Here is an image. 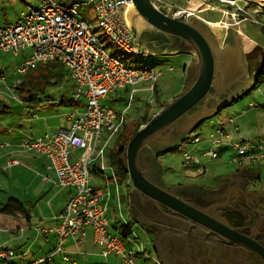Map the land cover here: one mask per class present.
I'll list each match as a JSON object with an SVG mask.
<instances>
[{"label":"built area","instance_id":"obj_1","mask_svg":"<svg viewBox=\"0 0 264 264\" xmlns=\"http://www.w3.org/2000/svg\"><path fill=\"white\" fill-rule=\"evenodd\" d=\"M189 1V0H187ZM231 7L223 9L224 19L215 22L222 26L241 28L247 22L262 25L259 19L260 9L249 10L248 0H220ZM38 5L28 4L21 17L9 25L0 24V51L18 54L30 49V56L17 65V71L26 75L39 65L59 60L70 70L76 89L69 102L73 105L86 97L85 109L79 106L66 114L67 127L42 136L26 139L21 146L28 151H37L49 157L48 168L55 170L58 176L56 185L73 188L63 211V221L58 227L59 241L54 251L44 257L28 262L19 256L13 247H0V264H44L54 260L62 253L65 260L69 255L64 248L65 238L86 234L91 226L95 234V243L101 247V255L108 258L111 254L120 256L125 264H138L135 251L127 247L123 236L111 232V223L107 214L106 194L91 184L93 171L118 182L116 169L106 162V153L111 139L119 133L126 120V112L119 113L115 108L103 103L111 93L131 87L128 107L135 98V86L145 84L153 94L157 90L160 71L154 65H135L125 57L110 52L109 43L99 38L93 29V21L86 13L91 6L99 19L109 41L131 56L141 57L147 54L138 42L137 33L128 19L127 11L133 0H38ZM158 8V2L153 0ZM211 5V0H201ZM173 6V5H172ZM216 8L215 5H211ZM186 12L193 16L194 11L178 9L176 14ZM5 76L0 75V81ZM23 81L20 78L12 91ZM258 86V85H256ZM252 108L256 105L251 103ZM264 108V105L261 106ZM246 110L243 111L245 113ZM232 126L239 130L236 119L231 117L207 138L209 149L201 157L193 153L204 141L200 134H193L182 141L177 148L183 151L187 163L197 166L204 173L207 162L220 156V146L231 147L232 163L242 167L247 164L264 163V136L258 138L234 139L233 132L226 129ZM105 133L108 135L105 136ZM106 137V138H104ZM82 153L72 159L74 151ZM193 150V152H192ZM110 171V176L107 172ZM119 200L121 197L119 195ZM122 207L120 208V210ZM122 213V212H121ZM129 226L130 223H125ZM161 263L158 259H156ZM162 264V263H161Z\"/></svg>","mask_w":264,"mask_h":264},{"label":"crops","instance_id":"obj_2","mask_svg":"<svg viewBox=\"0 0 264 264\" xmlns=\"http://www.w3.org/2000/svg\"><path fill=\"white\" fill-rule=\"evenodd\" d=\"M190 1L191 0L188 1V5ZM199 1L200 3L197 6L193 7V9L189 8V6L179 7V8L194 11L195 14L189 17V21L191 20V17L192 18L199 17L202 19V21L211 23V25L213 26L212 33H214L218 38L220 37L222 39L225 38L226 32L229 33L234 28L224 29L223 31L219 32V31H216V29L214 28L215 25L213 24H215V22L217 21H220L221 19H224L225 17L223 14V9L229 8L231 6L223 2H222V5H220L217 2H211L212 3L211 5L216 6V8H212L211 5L202 4L201 0ZM248 1L250 2L251 10H254L253 9V7H255L254 5H259L261 6L260 8L261 11L259 15L262 12H264V9H263L264 5H260L261 3L264 4L263 3L264 0H248ZM30 3L33 4L34 6H37L39 2L38 0H36L35 2H30ZM162 3H163L162 8L164 7L163 9L168 12L169 10H167L166 5L170 7H174V8L177 7L176 3H175L176 5L168 4L164 2ZM256 3H259V4H256ZM208 12L209 13L215 12V13H212L211 16H207L206 14ZM215 14L219 16H215ZM14 22H10V23L8 22L6 25H9ZM0 24L2 23L0 22ZM258 26H259L258 24L247 22L246 25H244V28L247 31V35L250 36V38L256 44L261 45V42L257 38H255L257 37L256 34L258 33V31L256 28ZM260 28L262 30V26ZM242 31H243L242 29L241 31L239 29V31L237 32L239 35H241L243 33ZM139 43L144 47L147 53L153 54L156 56L171 57V56H178V54L189 55L188 59H186L185 60L186 62L184 63L183 73H185V79L183 81V89L185 90L188 86L192 84L193 80L195 79V77L197 76L199 72V56L195 50L188 49V51L187 50L184 51V50H180V48L178 47L172 48L170 46L171 41H167V40L159 44L154 41L151 44H148L150 43L149 41L148 43L139 41ZM28 50L30 49H26L24 51H28ZM27 54L28 56L26 57V59L30 56L31 50H30V53L29 51L28 53L25 52V55ZM156 68L160 71L161 74L158 78L157 90L153 94V99L155 98V95H157L158 99L156 100L158 101L159 97L163 96V92L160 88L159 81L167 73L161 70V68H158V67ZM170 70L174 71L175 68H172L171 66ZM137 86H138L137 91L138 90L147 91L150 93L149 97H151V91H148L146 89L145 84H139ZM254 88L255 86L252 87L251 89H254ZM121 90H118L116 92L115 95H117V97H118V92ZM124 91L126 92V95L129 96L131 87H129L128 90H124ZM105 99H107V97ZM113 99H116V97L114 96ZM171 100L172 98L169 100H163L164 103H159L157 105L159 106L158 108H156L157 106H154V105L151 108L155 109L156 110L155 112H157L160 109H162L163 106L167 102ZM127 103H128V98H127ZM124 110L126 109L117 110V111L121 113V112H124ZM145 112H144V115H145ZM155 112L153 113V115L156 114ZM244 117H242L241 122L239 120L241 117L238 118L236 121L237 125L239 126V130L237 131L234 130L232 126H229L226 129L227 132H233L234 139H244L245 138V137L244 138L240 137V132L243 127L242 125H244L243 122L245 121L243 120ZM68 125H64L61 128L67 127ZM53 131H58V130L52 129L51 131L45 132V134L49 132H53ZM193 132L189 134H187L186 132H183V134L178 137H185L184 138L185 140L190 135L192 136ZM42 135H39V136H42ZM209 135L204 136L205 137L204 141L201 142L198 145V147L194 149V152L196 154L201 155L203 154L205 150L209 149L210 143L209 141H207V138L209 137ZM39 136H26L25 137V135L22 134L21 132L11 129V130H8V133L5 134L3 138H0V247L8 246V247L15 248L19 256L28 262L44 257L46 254L56 249L58 241H59V235H58L57 229L63 221L62 215H63L64 207L67 203L68 198L71 196V194L74 193L73 188L61 189L60 187L56 185L58 176L55 170L48 168L49 157L46 154L42 152H37V151H28L27 149L21 146L22 141L26 139L36 138ZM114 137H116V135ZM160 137L162 138H160L159 142H157V146L154 147L152 150L148 149L147 152L144 153L142 159H143V162H147L150 160L151 162L153 161L152 162L153 164H156L159 182L161 184H164L167 188L176 189L177 187H185L187 189V192L190 194V195H187L184 193L188 198L192 199L195 202H198L201 206L207 207L208 209H212L216 215H219L220 210L221 212L224 209L228 210V207H232V205L234 206L233 208L236 210H241L242 207H246V206H249L251 208L250 204H248V200L251 197L261 198L264 201V163H260V164L250 163L242 167L237 166L236 169L231 170L228 173L222 174L221 177L218 179L219 184L217 186L216 185L208 186L207 184L204 183V180L201 181L199 179L200 177L207 178L208 173L210 171V164L214 160L215 161L212 163V165H217V164L228 165L227 163H228V160L231 159L230 157L233 154V150L227 147L222 148V150L220 151L219 157L207 162L204 173H199L197 171V166L194 164V167H196V172H198V175H199V177L196 180L192 179V178H196L195 176L194 177L192 176V177H187V180L185 182H169L163 174V168H162V164L160 161V157L163 156L164 153L167 152L168 150L176 149L177 148L176 145L178 143L180 144L184 140L182 138H181L182 140L179 138L175 142H171L173 141V138L171 140L167 137H172V136L162 134V136ZM248 138H251V137H248ZM110 149H112L111 141L109 142L107 153ZM81 153H82L81 150L74 151V153H72V159L79 156ZM107 153H106V159L108 157ZM109 165L113 166L111 162ZM18 166H23V169L25 170L23 171V169H18V171H16L15 168ZM17 173H19V176L23 173H26L28 175L30 174L31 175L34 174V175H32L33 179L30 182H27L24 180L22 184L18 182L17 180L18 179L16 177ZM93 173H97L99 176H101L108 185L112 181H114L98 173L97 171H93ZM107 173L110 176H112L110 171H108ZM7 176L11 180V183L8 186L9 190H8V187L6 186ZM214 176L217 177V173ZM119 177L120 176L117 173V178H118V182H116L117 185L119 184ZM123 183H125L126 185L127 193L125 196L127 197L129 201V204H128L129 213L126 217L124 216L122 209L120 210V208L122 207V203H123L122 202L123 196L120 194V191L118 190V192L116 193L115 198H116V201H118L117 203L113 201V193L112 191H110L109 188H108L109 189L108 193L104 192L106 194L107 214H108V217L111 223V232L114 234H117V233L121 234L129 249L134 250L133 246L135 245V243L137 245L138 250H139V247L141 249H144L142 253L138 252L139 257L144 256L142 257L143 263H140L139 259L137 260L136 258L138 264H152L148 260L151 258L149 254H153V257L155 258V260L158 259L162 264H166L161 259L160 255L157 254V251L154 250V248L152 247V236L148 233L147 230H145V225L149 224V226H151L152 224H158V223H156L154 220L153 222L150 221L147 224L145 223V221L144 223H141L139 220H137L132 215L131 207L139 208L136 198H134L137 190L135 189V186L132 183L131 177L129 179H125ZM94 188L98 190L101 189L97 187H94ZM100 191L103 192L102 190ZM119 195L121 197V201L119 200ZM110 205H112L116 209L118 207L117 213H118L119 221H121V218L119 217V213L120 215H122L123 218H126V222L122 221L121 226L120 224L114 225L113 218L111 214L109 213ZM127 222L130 223V226L128 227L127 235L125 236L122 234V231L125 230L126 228L125 223ZM134 224H139L142 227V229L145 230L144 232L146 233L148 239H146V237L144 238L149 243L148 248H146L147 245L144 243L143 239H140V242L136 240L137 237H135L134 235V228H133ZM258 224L259 222L254 223V225L250 224L252 225L251 227L252 232L256 235H258L259 233ZM250 225L245 224V225H240V226H237V225H234V226L245 228ZM152 226H156V225H152ZM64 248L67 254L69 255V260H65L62 253H57L55 254L54 260L52 262L50 263L45 262L44 264H125L123 259L118 255L111 254L108 258H105L101 255V247L95 243V234L91 226L87 228V232L84 235L79 234V236L77 237L69 236L65 238Z\"/></svg>","mask_w":264,"mask_h":264},{"label":"rangeland","instance_id":"obj_3","mask_svg":"<svg viewBox=\"0 0 264 264\" xmlns=\"http://www.w3.org/2000/svg\"><path fill=\"white\" fill-rule=\"evenodd\" d=\"M35 1L36 0H0V22L6 25L8 22L10 23L16 21L19 17H21V12L24 9H26L27 5L31 4L30 2H35ZM76 1L87 2L90 0H76ZM171 2L176 3L177 5L176 4L175 5L178 7V9H180L179 7L188 6L187 0H173ZM211 2H217L220 5H222V2H220V0H211ZM162 4H163L162 2H158V5L160 7L162 6ZM132 5L133 6L131 7L130 5V8L128 9L127 15L129 21L133 26L132 16H134L136 13V7L135 4ZM260 5H264V4L261 3ZM166 6L169 12H173L175 14L178 11L177 7L174 8L168 5ZM254 6L255 7H253V9L261 8V6L259 5H254ZM250 7L251 5L249 2V7H248L249 10H251ZM86 8H87L86 13L91 16L93 21V29L97 32L100 39L109 43L108 47L111 53L115 55H119L121 57H125V59L130 60L129 62L132 64L154 65L155 67L161 68V70L167 73L159 81L160 88L163 92V96L162 97L160 96L158 101L156 100L158 99L157 95H155V98L153 99V101H151L152 98L149 97L150 96L149 92L143 90L137 91L138 86H135L137 92H135V98L133 100V104L130 107H128V103H127V98L129 101V96L126 95V92L124 91L128 89H123L119 91L118 97L117 95H115L116 93H111L107 97V99L102 100L104 104L110 105L117 110L126 109L124 110L127 114L125 120V125H126L125 133L130 136L133 134L134 130H136V128L138 127V122H137L138 118L141 119L144 116V112L146 110L148 111L149 115H152L156 111L155 109L151 108L153 105L157 106L159 103H164L163 100H169L171 98L173 100V98L181 94V92L184 90L183 81L185 79V73H183V69H184V63L186 62L185 60L188 59L189 55L178 54V56L165 57V56H156L147 53L141 57L131 56L127 52H124L123 50L118 48L115 44L109 41V39L104 33L103 28L99 24V19L97 18L93 8L91 6H86ZM212 13L208 12L206 15L211 16ZM215 16H219V15L215 14ZM259 18L262 22V25H264V12H262L259 15ZM262 25H259L256 28L258 33L256 34L257 37H255L261 42V45L256 44L250 38V36L247 35V31L244 28V26H242L241 28H235L233 26H230L229 28L227 26L217 25L214 26V28L216 29V31L219 32L223 31L224 29H231V28L232 29L234 28L233 29L234 31L236 30L239 31V29L240 31L241 29L243 30L242 31L243 33L239 37L243 45V48L245 49V51H247L248 58L251 61L250 65L252 67V70H255L258 67L261 68L264 62V32L260 28ZM28 51L30 53V50ZM28 51L22 50L18 55L9 51L0 52V75L5 76V79L0 81V138H3L4 135L8 133V130L11 129L21 132L22 134L25 135V137L39 136L45 134V132L47 131H51L52 129L59 130L62 126L69 124L66 118L67 112L73 110L77 105H79L81 111L85 109V103L87 101L85 96H83L82 99H80L76 103V105H73L74 103L71 104L69 102L70 99L68 100L66 99V101L65 100L63 101V99L60 98V93L64 90L63 83L47 85L45 87L46 90L45 92L39 91L31 100L25 99L24 92L21 89L12 91V87L17 83V81L20 78L34 79V77L38 78L40 76V71L38 70L30 71L26 75H21L17 71V65L26 59L28 54L25 55V52L28 53ZM171 66L172 68H175L174 71L170 70ZM255 75L256 74L252 72V76L255 77ZM41 79L38 80L40 84L44 83V80ZM113 95L116 97V99H113L114 97ZM71 97L72 95L69 98ZM251 103H254L256 107L252 108L250 106ZM263 105H264V77L262 78L258 86L248 91L238 101H236L235 103L229 106H226L225 108H223L222 111L218 112L217 114L207 118L205 121L200 123L193 132V134H200L201 137L204 139L205 138L204 136L209 135L212 131L216 130L217 127L223 125L224 123H227L231 117L235 118L236 121L238 118L241 117L239 119L241 122L242 117L246 115L243 118V120L245 121L243 122L244 125H242L243 127L240 132V137L242 138L245 137L244 139L248 137L251 138L262 137L264 136V108L261 107ZM158 107L159 106H157L156 108ZM244 110H246L245 113H243ZM107 135L108 134L105 133V136ZM115 141H116V137H114L111 140L112 148L116 147ZM224 147L231 149V147L226 144L220 146L218 149L221 151L222 148ZM199 156L201 157V155ZM106 160L108 164L112 162L109 156L107 157ZM160 161L163 168V174L169 182H185L187 180V177L195 176L196 178H192L194 180H196L199 177L198 172H196V167H194V164L186 162L185 156L183 155V151L179 150V148H176L174 150H168L167 152H165L164 155L160 157ZM212 163L210 164V171L208 173L207 178L205 177L199 178L201 181L204 180V183L207 184L208 186H214V185L217 186L219 184L218 179L221 177L222 174L228 173L231 170L236 169L238 166L237 164L232 163L231 159L228 160L227 163L228 165H224V164L212 165ZM18 169H23V166H18L15 168L16 171H18ZM24 170L25 169H23V171ZM216 173H217V177L214 176ZM32 175L23 173L19 176V173H17L16 177L18 178L17 179L18 182L23 184L24 180L30 182L33 179ZM101 178L102 177L99 176L97 173H92L91 182L93 186L97 188H101L100 190L107 193L109 192L110 189V191H112L113 193V201H115L116 203L118 201H116L115 197H116V193L119 190L120 194L123 196L122 212L126 217L129 213V207H128L129 201L125 196L127 190L125 183H123L122 176L120 175L119 177L118 185L114 181H112L108 185L106 181L103 178L102 179ZM10 183L11 180L7 176L6 186L8 187ZM117 209L114 208L112 205H110L109 213L113 218L114 225L120 224L121 226L122 221L126 222V218H123L122 215H120L119 213V217L121 218V221H119ZM133 228H134V235L135 237H137L136 240L140 242V239H143L144 243L147 245L146 248H148L149 243L146 240L148 239V237L144 232V230L142 229V227L139 224H134ZM144 237H146V239ZM133 248L135 250V256H136L135 258H137V260L139 259L140 263H143L142 257L144 256L139 257L138 252L142 253L144 249H141L139 247L138 250L136 243L133 246ZM149 255L151 258L148 260L152 264H159L153 257V254H149Z\"/></svg>","mask_w":264,"mask_h":264},{"label":"water","instance_id":"obj_4","mask_svg":"<svg viewBox=\"0 0 264 264\" xmlns=\"http://www.w3.org/2000/svg\"><path fill=\"white\" fill-rule=\"evenodd\" d=\"M133 2L136 13L132 16V23L139 38L138 42L149 41L148 44H151L154 41L159 44L167 40L171 41L172 48L178 47L184 51L193 49L199 56V72L190 86L167 102L128 142L123 159L132 183L143 195L150 196L164 208H169L191 222V231L196 227L207 234L209 230L228 244H239L253 250L264 264V239H259L252 229L232 226L221 213L216 215L212 209L188 198L181 191L186 189L185 187L167 188L164 184L154 181L142 166L143 155L149 149L147 146L153 144L156 147L162 134L172 136L167 137L171 140L173 138L171 142L179 138L184 140L185 137L178 136L183 132H193L200 123L238 101L251 90V87H247L243 90H233L229 94L232 86L241 80V77H230L231 57L227 51L233 43L229 40L225 45L217 43L211 23L202 21L199 17H193L189 21L186 12H168L158 8L153 0ZM239 36L234 30L228 33L229 38L238 41L237 49L242 55L245 49ZM196 106L200 108L198 112L181 123L180 120ZM176 146L178 147L179 143Z\"/></svg>","mask_w":264,"mask_h":264},{"label":"flooded vegetation","instance_id":"obj_5","mask_svg":"<svg viewBox=\"0 0 264 264\" xmlns=\"http://www.w3.org/2000/svg\"><path fill=\"white\" fill-rule=\"evenodd\" d=\"M225 36L223 39L216 36L215 39L217 43H222V45H225L228 40L233 43L227 51L231 57L230 77L235 79L241 77V80L232 86L229 94L236 89L243 90L258 85L264 77V62L261 68L258 67L252 70L247 51L244 50L240 55L237 49L238 43H236L238 41L229 38L227 32ZM252 72L256 74L255 77L252 76ZM199 109V106L193 108L180 120L181 123L186 122ZM153 143L156 144L155 141ZM147 147L152 150L154 145L149 144ZM152 162L150 160L143 162L142 159V166L146 169L148 175L159 183L157 167ZM181 191L187 192L186 189H181ZM185 194L190 195L188 192ZM134 198H136L139 208L131 207L132 215L141 223L145 221L147 224L150 221L153 222V220L158 223L152 224L156 226L145 225V230L152 236V247L166 264H262L260 256L251 249L237 244H228L209 230L207 234L196 227L191 231L192 223L186 218L181 217L169 208H164L160 202L150 196L143 195L139 190L135 193ZM263 203V199L251 197L248 200L251 208L246 206L242 207L241 210H236L232 205V207H228V210L224 209L222 212L220 210V213L232 226L254 225V223L259 222L257 237L263 239ZM247 227L251 230L252 225Z\"/></svg>","mask_w":264,"mask_h":264},{"label":"trees","instance_id":"obj_6","mask_svg":"<svg viewBox=\"0 0 264 264\" xmlns=\"http://www.w3.org/2000/svg\"><path fill=\"white\" fill-rule=\"evenodd\" d=\"M164 3L168 4H175L174 2H171L173 0H162ZM262 30L264 32V25H262ZM130 60H128L129 62ZM38 70L40 71V76L34 77V79L30 78H23V81L17 86L16 90L21 89L24 92L25 99L31 100L39 91L45 92V87L49 84H60L63 83L64 90L60 93V98L63 99V101L69 98L71 95H74L75 89H76V84L71 77L70 70L59 60H53L49 61L45 64L39 65L36 69L32 70L35 71ZM264 73V72H263ZM42 78V79H41ZM37 79V80H35ZM44 80V83L40 84L38 80ZM72 101V100H71ZM62 102V101H61ZM158 112V111H157ZM155 112V113H157ZM153 117L152 115L148 114V111L145 112V115L140 119L138 118V127L136 130H134L132 135H127L125 133V127L126 125L124 124L119 131V133L116 135V147L112 148L108 151L107 156L111 158V163L115 167L117 173L119 176H122L123 181L125 179L130 178V174L124 164V152L126 150V146L130 139L136 134V132L151 120ZM130 226V225H129ZM126 226L125 230L122 231L123 235H127V230L128 227Z\"/></svg>","mask_w":264,"mask_h":264},{"label":"bare ground","instance_id":"obj_7","mask_svg":"<svg viewBox=\"0 0 264 264\" xmlns=\"http://www.w3.org/2000/svg\"><path fill=\"white\" fill-rule=\"evenodd\" d=\"M199 3H200L199 0H191L188 6H189V8L193 9V7L197 6ZM132 6L133 5L131 4V7ZM203 6H205V5H203ZM213 25H215V26H217V25L221 26L220 24H213Z\"/></svg>","mask_w":264,"mask_h":264}]
</instances>
